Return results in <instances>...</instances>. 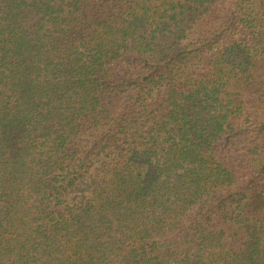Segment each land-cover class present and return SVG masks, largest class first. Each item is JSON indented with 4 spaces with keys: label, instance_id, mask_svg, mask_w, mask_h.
Instances as JSON below:
<instances>
[{
    "label": "trees",
    "instance_id": "obj_1",
    "mask_svg": "<svg viewBox=\"0 0 264 264\" xmlns=\"http://www.w3.org/2000/svg\"><path fill=\"white\" fill-rule=\"evenodd\" d=\"M0 264H264V0H0Z\"/></svg>",
    "mask_w": 264,
    "mask_h": 264
}]
</instances>
